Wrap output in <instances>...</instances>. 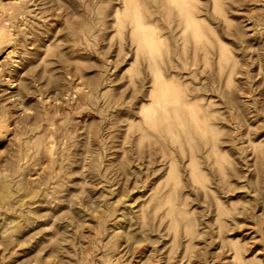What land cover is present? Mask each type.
<instances>
[{
    "label": "rangeland",
    "instance_id": "rangeland-1",
    "mask_svg": "<svg viewBox=\"0 0 264 264\" xmlns=\"http://www.w3.org/2000/svg\"><path fill=\"white\" fill-rule=\"evenodd\" d=\"M0 30V264H264V0H0Z\"/></svg>",
    "mask_w": 264,
    "mask_h": 264
},
{
    "label": "bare ground",
    "instance_id": "bare-ground-1",
    "mask_svg": "<svg viewBox=\"0 0 264 264\" xmlns=\"http://www.w3.org/2000/svg\"><path fill=\"white\" fill-rule=\"evenodd\" d=\"M3 31L2 30H0V34L2 33ZM1 38V37H0ZM7 48V47H6ZM7 51V50H6ZM4 52V51H3ZM5 54V53H4ZM8 55V54H7ZM1 62V61H0ZM10 80H11V78H10ZM1 109V108H0ZM10 109V108H9ZM10 126H11V123H10ZM2 128V127H1ZM4 141V140H3ZM3 145V144H2ZM12 161H14V160H12ZM15 167V166H14ZM5 172H6V170H4ZM4 172V173H5ZM7 173V172H6ZM3 174V173H2ZM7 178H8V176H7ZM0 180L2 181V180H4V179H2V177L0 178ZM6 180V179H5ZM10 180V179H9ZM3 183V182H2ZM2 183H0V184H2ZM10 184V183H9ZM15 184V183H14ZM5 186L3 185V187L1 188V189H3ZM0 189V190H1ZM5 189H7L6 187H5ZM4 190V189H3ZM10 191H11V189H9ZM13 190V189H12ZM16 190V189H15ZM3 192H5V191H3ZM13 193V192H12ZM17 195V194H16ZM3 196H4V194H3ZM2 196V197H3ZM18 196V195H17ZM1 197V198H2ZM3 199H4V197H3ZM6 200V199H5Z\"/></svg>",
    "mask_w": 264,
    "mask_h": 264
}]
</instances>
